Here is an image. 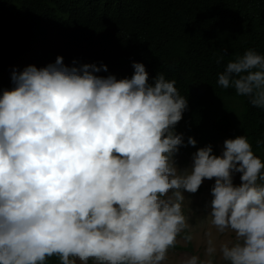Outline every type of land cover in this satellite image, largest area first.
Returning <instances> with one entry per match:
<instances>
[{
	"label": "clouds",
	"instance_id": "obj_1",
	"mask_svg": "<svg viewBox=\"0 0 264 264\" xmlns=\"http://www.w3.org/2000/svg\"><path fill=\"white\" fill-rule=\"evenodd\" d=\"M132 67L118 80L96 75L106 65L57 57L13 72L15 87L0 95V264H165L190 228L184 193L213 178L207 216L234 240L210 232L205 258L182 264H216L218 255L264 264V161L240 135L220 156L208 145L179 169L180 148L197 143L175 131L187 98L163 73L149 82L143 63ZM217 84L264 109V54L228 61Z\"/></svg>",
	"mask_w": 264,
	"mask_h": 264
},
{
	"label": "trees",
	"instance_id": "obj_2",
	"mask_svg": "<svg viewBox=\"0 0 264 264\" xmlns=\"http://www.w3.org/2000/svg\"><path fill=\"white\" fill-rule=\"evenodd\" d=\"M248 49L264 54V0H0V95L13 72L63 57L66 66L101 64L118 80L133 62L175 80L188 107L175 131L196 140L180 153L245 135L264 161V109L217 84L227 62ZM223 56V60H217ZM172 249L185 250L175 246ZM47 264H60L51 257Z\"/></svg>",
	"mask_w": 264,
	"mask_h": 264
},
{
	"label": "rangeland",
	"instance_id": "obj_3",
	"mask_svg": "<svg viewBox=\"0 0 264 264\" xmlns=\"http://www.w3.org/2000/svg\"><path fill=\"white\" fill-rule=\"evenodd\" d=\"M224 150V143L219 145L218 156L222 154ZM192 156L178 152L175 156V160L179 169L184 170L191 167ZM215 183V179L207 180L205 179L199 190L195 193H187L184 195L186 197L183 203L184 214L188 217V222L190 225L187 233H182L178 237V242L176 246L183 247L185 250L170 249L168 260L165 264H182V261L192 255H197L201 259L205 258V248L206 241L208 238V233H212L216 237L217 242L234 240L233 233L218 234L216 230L212 227L210 223V218L207 216L209 208L207 205L212 199L211 189ZM234 185H239L240 174L236 173L233 177ZM188 234L192 236L191 241H184L183 235ZM77 264H80L77 261ZM91 264V261L89 262ZM216 264H226L220 259L219 255L216 257Z\"/></svg>",
	"mask_w": 264,
	"mask_h": 264
}]
</instances>
